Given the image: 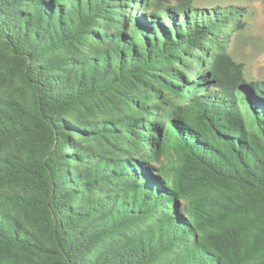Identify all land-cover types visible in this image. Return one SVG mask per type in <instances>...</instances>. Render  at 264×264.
<instances>
[{
  "label": "trees",
  "instance_id": "16d2710c",
  "mask_svg": "<svg viewBox=\"0 0 264 264\" xmlns=\"http://www.w3.org/2000/svg\"><path fill=\"white\" fill-rule=\"evenodd\" d=\"M194 3L0 0V264H264V82Z\"/></svg>",
  "mask_w": 264,
  "mask_h": 264
},
{
  "label": "rangeland",
  "instance_id": "374dc122",
  "mask_svg": "<svg viewBox=\"0 0 264 264\" xmlns=\"http://www.w3.org/2000/svg\"><path fill=\"white\" fill-rule=\"evenodd\" d=\"M199 8L233 5L240 8L245 26L229 37L228 52L244 64L243 77L264 82V0H194Z\"/></svg>",
  "mask_w": 264,
  "mask_h": 264
}]
</instances>
